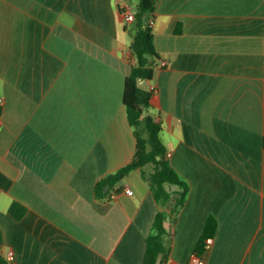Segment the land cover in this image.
<instances>
[{"label": "crops", "instance_id": "crops-1", "mask_svg": "<svg viewBox=\"0 0 264 264\" xmlns=\"http://www.w3.org/2000/svg\"><path fill=\"white\" fill-rule=\"evenodd\" d=\"M137 1L0 0L7 264L142 263L160 208L143 178L152 169L95 194L135 150L123 89L136 26L120 5ZM151 20L158 60L139 85L154 87L148 114L188 187L181 208L165 210V264H188L209 216L204 264H264V0H157ZM14 201L26 208L19 220Z\"/></svg>", "mask_w": 264, "mask_h": 264}, {"label": "trees", "instance_id": "trees-1", "mask_svg": "<svg viewBox=\"0 0 264 264\" xmlns=\"http://www.w3.org/2000/svg\"><path fill=\"white\" fill-rule=\"evenodd\" d=\"M157 0H138L136 4V14L134 23L136 32L130 45V51L134 57V64L130 74L126 77L123 89V104L126 110L128 124L133 128L135 138V150L131 161L118 169L104 180L97 183L95 194L97 197L107 194L104 186L108 184L112 187L121 182L130 172L142 169L151 165L152 171L143 174V178L148 181L153 198L160 207L155 214L151 232L146 237L145 252L141 264H165L169 257L168 233L164 227L166 209L177 212L183 205L187 193V184L183 182L173 167L166 160V150L160 140L161 125L156 122L148 109L151 106V92L140 87L139 81H151L154 75V63L158 60L153 46L152 33L148 22L153 18L155 4ZM177 185L181 191L177 196L172 195L165 188V185ZM118 187L115 192H119ZM26 208L18 203L12 202L9 207V214L15 219L22 218ZM217 227L216 219L209 216L206 220L204 230L196 245L195 252L202 254L203 241L205 238L213 236ZM2 237L0 232V248ZM0 264H7L0 253Z\"/></svg>", "mask_w": 264, "mask_h": 264}, {"label": "built area", "instance_id": "built-area-1", "mask_svg": "<svg viewBox=\"0 0 264 264\" xmlns=\"http://www.w3.org/2000/svg\"><path fill=\"white\" fill-rule=\"evenodd\" d=\"M120 13H121L125 22H134L135 14H136V8H134L130 3L124 2L120 5ZM147 22H148L149 26H152V24H153L152 20H148ZM161 65L165 66L166 62L162 61ZM142 81L143 80H140L139 82H142ZM153 90H154V87L151 86L148 91L152 92ZM124 193L130 194V190L124 189ZM116 195H117V193H114L111 196V198H114ZM212 244H213V237L212 236L205 238L203 241V250L207 251L208 249H210ZM12 260H13V253L9 252L8 256H7V261H12ZM188 264H204V260L200 256V254L194 252L190 255Z\"/></svg>", "mask_w": 264, "mask_h": 264}, {"label": "rangeland", "instance_id": "rangeland-1", "mask_svg": "<svg viewBox=\"0 0 264 264\" xmlns=\"http://www.w3.org/2000/svg\"><path fill=\"white\" fill-rule=\"evenodd\" d=\"M146 167V170H150V169H152V166L151 165H147V166H145Z\"/></svg>", "mask_w": 264, "mask_h": 264}, {"label": "water", "instance_id": "water-1", "mask_svg": "<svg viewBox=\"0 0 264 264\" xmlns=\"http://www.w3.org/2000/svg\"><path fill=\"white\" fill-rule=\"evenodd\" d=\"M147 21H148V17L146 16V17L144 18V22L147 23ZM107 187H108V185H107Z\"/></svg>", "mask_w": 264, "mask_h": 264}]
</instances>
